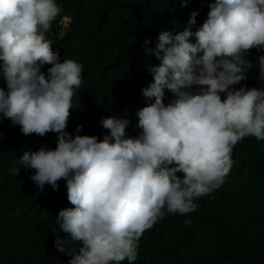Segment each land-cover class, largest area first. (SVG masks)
Returning a JSON list of instances; mask_svg holds the SVG:
<instances>
[{
    "label": "clouds",
    "instance_id": "1",
    "mask_svg": "<svg viewBox=\"0 0 264 264\" xmlns=\"http://www.w3.org/2000/svg\"><path fill=\"white\" fill-rule=\"evenodd\" d=\"M189 0H181L187 7ZM195 32L161 31L146 53L160 61L142 94L149 100L136 113L138 137L126 134L122 116L101 121L103 139L66 131L78 106L84 65L61 61L48 38L62 12L57 0H0V61L7 90L0 88V119L24 135L58 133L57 146L24 151L9 168L34 169L30 178L43 192L66 181L65 207L56 216L55 249L68 264H135L139 242L165 215L188 217L197 200L219 189L230 173L234 147L245 138L264 140V86H234L248 78L252 49L264 51V0H214ZM69 17L60 21V39ZM195 37V42L192 38ZM145 45L150 44L148 38ZM247 54V55H246ZM264 83V55L258 58ZM52 65L45 73L43 66ZM173 98L165 103V90ZM223 97V98H222ZM154 100V102H152ZM183 223L191 226L192 220ZM76 242L82 246L77 248Z\"/></svg>",
    "mask_w": 264,
    "mask_h": 264
},
{
    "label": "trees",
    "instance_id": "2",
    "mask_svg": "<svg viewBox=\"0 0 264 264\" xmlns=\"http://www.w3.org/2000/svg\"><path fill=\"white\" fill-rule=\"evenodd\" d=\"M62 12L48 38L61 61L73 59L84 65L78 106L70 110L66 131L103 139L108 130L101 121L122 116L131 124L126 134L138 137L139 109L149 100L142 89L153 81L148 66L160 61L146 53L154 48L161 31L173 33L189 27L193 11L198 12L195 32L207 19L214 0H57ZM70 23L62 39L59 21ZM148 38L150 44L145 45ZM195 42V37L192 38ZM247 55V54H246ZM264 51L252 49L253 63L248 78L236 89L260 88L258 58ZM0 61V88L7 90ZM52 65H45V73ZM173 98L165 90V103ZM223 98V97H222ZM154 102V100L152 101ZM58 133L24 135L9 119H0V264H68L71 259L54 247L56 216L65 207H74L67 198L66 181L58 190L46 185L41 192L31 176L34 169L21 167L17 176L9 172L13 161L24 151L55 148ZM233 167L222 186L197 200L198 208L188 217L165 215L139 242L135 264H264V140L245 138L232 153ZM192 220L191 226L183 223ZM61 239L68 234L59 231ZM77 248L82 246L76 242ZM121 264H128L127 260Z\"/></svg>",
    "mask_w": 264,
    "mask_h": 264
},
{
    "label": "rangeland",
    "instance_id": "3",
    "mask_svg": "<svg viewBox=\"0 0 264 264\" xmlns=\"http://www.w3.org/2000/svg\"><path fill=\"white\" fill-rule=\"evenodd\" d=\"M70 23V20L68 21V24Z\"/></svg>",
    "mask_w": 264,
    "mask_h": 264
}]
</instances>
